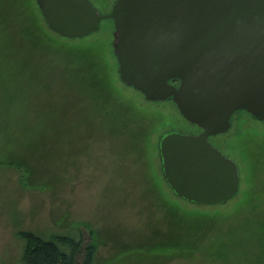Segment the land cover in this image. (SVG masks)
<instances>
[{"label":"rangeland","instance_id":"374dc122","mask_svg":"<svg viewBox=\"0 0 264 264\" xmlns=\"http://www.w3.org/2000/svg\"><path fill=\"white\" fill-rule=\"evenodd\" d=\"M91 1L107 13L114 0ZM28 16L21 10L11 18L21 24L14 25V36L0 23V264H24L25 240L19 230L44 237L73 235L84 244L93 230L94 264H162L160 258L123 247L150 244L155 234L174 231L163 228V201L188 209L199 206L165 183L158 152L164 131L191 133L199 127L187 121L174 102L146 100L128 86L125 93L158 117L143 154L132 151L104 100L111 92L101 91L83 69V59L43 37ZM114 27L112 18H103L100 28L87 37L111 51L108 62L122 87L113 51ZM231 122L224 134L231 151L239 154L252 142L253 153L264 154V120L239 110ZM238 163L243 185L247 180L245 190L243 186L226 203L201 205L221 211L222 217L193 255L163 257L164 264H264V160L256 187L248 184L244 161L239 158Z\"/></svg>","mask_w":264,"mask_h":264},{"label":"water","instance_id":"95a60500","mask_svg":"<svg viewBox=\"0 0 264 264\" xmlns=\"http://www.w3.org/2000/svg\"><path fill=\"white\" fill-rule=\"evenodd\" d=\"M48 26L69 38L115 22L122 82L146 100L173 101L200 133L160 139L164 177L181 198L224 203L239 169L209 136L224 133L239 110L264 120V0H116L102 13L90 0H37Z\"/></svg>","mask_w":264,"mask_h":264},{"label":"trees","instance_id":"16d2710c","mask_svg":"<svg viewBox=\"0 0 264 264\" xmlns=\"http://www.w3.org/2000/svg\"><path fill=\"white\" fill-rule=\"evenodd\" d=\"M17 1L24 6H18ZM0 6L2 7L0 9V23H2V27L6 26L12 36L15 35V31L17 32V30L14 31V25L16 23L21 24L17 20L12 21L11 18L22 10L27 14L29 13L28 17L39 27L40 32L44 34L43 37L51 39L55 44L63 45L65 49L72 53L76 52L83 59V69L94 77L101 91L106 93L105 90L108 89L111 92V95L108 94L110 99L104 93V100L109 105L110 114L117 120V127L119 130L126 132L132 151L142 155L145 150L146 139L153 131L155 120L158 117L155 114H153V117L149 115L148 111H145L144 107L139 105L136 98L125 93L128 85L123 83L121 79L118 80L122 82L123 86L117 85L107 57L111 51L108 52L104 43L96 39H90L87 36L82 38L64 37L53 31L48 26L37 0H0ZM20 34L25 37L23 30ZM86 39L88 40L86 41ZM133 125L140 127V129L133 130ZM141 129H143L142 132H140ZM168 131H171V129L164 131L159 138L158 152L160 139ZM159 157L162 176L165 183L168 184L164 177L160 152ZM157 191L161 194L158 189ZM161 199H163L162 194ZM170 202L163 201L162 206L167 208V213L162 218L163 221H167V225L163 228L171 227L174 231L169 233L164 230L155 234L156 239L150 244L142 241L138 242L139 245L133 244L132 247L126 245L123 247L124 251L136 250L137 252H143L146 257L155 256L156 259L160 258L159 262L162 264H164L163 257L170 258L171 255L189 257L198 250L202 241L222 217L219 210L212 212L211 209L200 207L201 205L205 206V204L197 203L199 206L196 205L192 209H188L181 204L171 205ZM91 233V239L84 244L82 238L73 235L54 234L51 237H44L31 230H19L18 235L25 240L22 255L23 262L24 264H94L96 238L93 230Z\"/></svg>","mask_w":264,"mask_h":264},{"label":"flooded vegetation","instance_id":"af4514ba","mask_svg":"<svg viewBox=\"0 0 264 264\" xmlns=\"http://www.w3.org/2000/svg\"><path fill=\"white\" fill-rule=\"evenodd\" d=\"M91 1V0H90ZM116 0L113 1V3L111 4V7L109 8V10H107V13H110L112 8H113V5L115 3ZM92 2V1H91ZM38 3V2H37ZM92 4L94 5V3L92 2ZM39 5V4H38ZM96 8H98L96 5H94ZM40 7V6H39ZM41 9V7H40ZM42 11V9H41ZM101 12V11H100ZM112 18V17H110ZM113 19V18H112ZM114 20V19H113ZM114 49V47H113ZM151 101V100H149ZM153 102H158V101H153ZM253 119H256V120H260V121H263L261 119H258V118H255L252 116ZM188 121V120H187ZM190 122V121H189ZM191 123V122H190ZM193 124V123H192ZM196 125V124H194ZM232 122H231V127H232ZM198 126V125H197ZM199 127V126H198ZM231 127L229 128V130L231 129ZM226 131L224 133H218V134H215V135H211L209 136V140L216 146L218 147L223 153H225L226 155H228L229 157H231L232 159H234L237 163V166H238V169H239V178H240V183H239V188H238V191L231 197L229 198L226 202L230 201V199H233L235 198L239 192L242 190L243 186V190H245L246 188V185H247V180H246V185L242 183V179H241V169H240V165H239V158L242 159V161H244V165L247 166L248 168V171H249V177H250V181H248V184L250 183H254L253 185L256 187V182H257V185L261 184V181L257 178H259L258 174H257V171H259V165H261L262 163V160H264V154H259L255 151V154L253 153L254 151V148L251 147V144L252 142H250V145L247 146H244L243 144H241V146L243 145V148H241V152L239 154H235V151L232 150L231 151V148H229V141L228 139H226V137L224 136L225 133L229 132ZM202 131V128L199 127L195 132H191V133H200ZM245 147V148H244ZM264 165V164H263ZM262 166V165H261ZM251 172V173H250ZM253 177L255 178L254 179V182H253ZM168 183V182H167ZM259 183V184H258ZM169 185V184H168ZM170 186V185H169ZM248 187V186H247ZM261 187V186H259ZM258 187V188H259ZM171 188V187H170ZM172 189V188H171ZM173 191V190H172ZM174 192V191H173ZM246 194H249V191H245ZM224 202V203H226ZM217 204V203H216Z\"/></svg>","mask_w":264,"mask_h":264}]
</instances>
